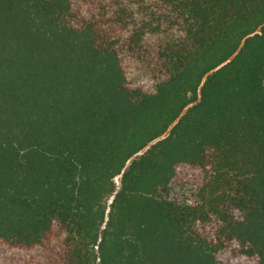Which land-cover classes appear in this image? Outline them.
I'll return each mask as SVG.
<instances>
[{
	"label": "trees",
	"instance_id": "16d2710c",
	"mask_svg": "<svg viewBox=\"0 0 264 264\" xmlns=\"http://www.w3.org/2000/svg\"><path fill=\"white\" fill-rule=\"evenodd\" d=\"M0 264H264V0H0Z\"/></svg>",
	"mask_w": 264,
	"mask_h": 264
},
{
	"label": "rangeland",
	"instance_id": "374dc122",
	"mask_svg": "<svg viewBox=\"0 0 264 264\" xmlns=\"http://www.w3.org/2000/svg\"><path fill=\"white\" fill-rule=\"evenodd\" d=\"M116 180H117L118 182H120V176H118V177L116 178Z\"/></svg>",
	"mask_w": 264,
	"mask_h": 264
},
{
	"label": "water",
	"instance_id": "95a60500",
	"mask_svg": "<svg viewBox=\"0 0 264 264\" xmlns=\"http://www.w3.org/2000/svg\"><path fill=\"white\" fill-rule=\"evenodd\" d=\"M140 153H142V151Z\"/></svg>",
	"mask_w": 264,
	"mask_h": 264
}]
</instances>
